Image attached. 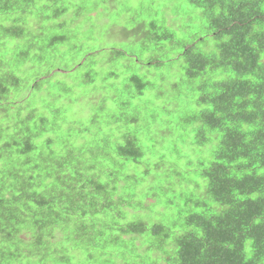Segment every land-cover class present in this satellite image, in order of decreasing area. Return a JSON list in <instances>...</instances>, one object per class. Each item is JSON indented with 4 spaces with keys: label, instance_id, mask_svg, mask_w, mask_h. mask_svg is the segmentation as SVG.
Here are the masks:
<instances>
[{
    "label": "trees",
    "instance_id": "obj_1",
    "mask_svg": "<svg viewBox=\"0 0 264 264\" xmlns=\"http://www.w3.org/2000/svg\"><path fill=\"white\" fill-rule=\"evenodd\" d=\"M0 264H264V0H0Z\"/></svg>",
    "mask_w": 264,
    "mask_h": 264
},
{
    "label": "bare ground",
    "instance_id": "obj_2",
    "mask_svg": "<svg viewBox=\"0 0 264 264\" xmlns=\"http://www.w3.org/2000/svg\"><path fill=\"white\" fill-rule=\"evenodd\" d=\"M60 97V96H59ZM53 142V141H52ZM86 142V141H85ZM51 150V149H50ZM53 150H54V148H53ZM58 150V149H57ZM45 155V154H44ZM46 164V163H45ZM40 165H41V163H40ZM39 167V166H38ZM42 167V166H41ZM46 167V166H45ZM33 168V167H32ZM43 168V167H42ZM34 169V168H33ZM29 169H27V171H28ZM26 172V171H25ZM31 173V172H30ZM85 175V174H84ZM80 177V176H79ZM84 177V176H83ZM71 179V178H70ZM74 179V178H73ZM63 180V179H62ZM81 183V182H80ZM20 191V190H19ZM57 191V190H56ZM72 194V193H71ZM75 196V195H74ZM79 196H80V194H79ZM19 197V196H18ZM81 201V200H80ZM20 216V215H19ZM23 226V225H22ZM39 236V235H38ZM57 242V241H56ZM54 250V249H53Z\"/></svg>",
    "mask_w": 264,
    "mask_h": 264
}]
</instances>
